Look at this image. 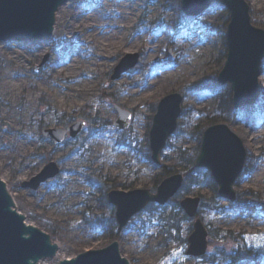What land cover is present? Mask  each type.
Instances as JSON below:
<instances>
[{
	"label": "rangeland",
	"instance_id": "374dc122",
	"mask_svg": "<svg viewBox=\"0 0 264 264\" xmlns=\"http://www.w3.org/2000/svg\"><path fill=\"white\" fill-rule=\"evenodd\" d=\"M247 1L251 23L259 27L257 23L264 21V0ZM70 6V14L58 22L59 27L68 21L86 20L96 9L112 37H118L125 48L127 39L129 43L135 35L141 42L106 57L94 51L101 36L96 39L79 29L75 35L56 40L0 41V179L26 222L49 234L58 245L55 256L38 264H58L113 241L95 223L107 224L110 211L103 203L108 190L151 189L159 177L160 168H152L147 157L148 130L164 95L179 92L183 96L176 129L160 154L161 164L174 171H179L177 149L195 146V132L206 127L208 117L222 114L214 112L216 97L208 88H194L200 78L206 83L217 78L225 61L221 34L227 10L221 0H214L196 17L184 15L172 0H129L125 7L133 8L134 17L125 22L120 20L123 7L119 0H70ZM120 23L125 25L123 29L118 27ZM148 46H152L149 59ZM127 53L138 54L137 64L112 79L114 67ZM66 57L80 63L79 71L86 79L76 74L62 83L58 77L65 70L48 76L50 68L59 64L57 59ZM159 70L171 74L146 93ZM261 70L264 74V60ZM262 81L264 76L258 80L260 88ZM218 84L222 86H217L218 95L223 98L229 83ZM117 108L130 113L125 128L114 125ZM227 117L221 123L235 132L240 124L243 129L250 125L261 131L248 139L250 150L243 146L244 165L233 185L236 195L253 193L248 195L247 205L233 210L230 202L219 198L213 201L216 210L203 207L200 218L212 236L208 235L206 253L192 257L186 254L192 220L181 222L177 230L171 226L173 221L165 219L171 208L163 210L149 203L117 230L114 239L120 255L130 264H231L228 255L240 260L243 247L254 251L247 256L248 264H264V173L260 174L264 170V91L252 104L234 109ZM78 120L85 122L84 127L74 138L66 135L60 144L41 134L44 128L65 129ZM49 162L57 165L56 176L34 190L21 187ZM190 195L210 200L212 192L199 185Z\"/></svg>",
	"mask_w": 264,
	"mask_h": 264
},
{
	"label": "water",
	"instance_id": "95a60500",
	"mask_svg": "<svg viewBox=\"0 0 264 264\" xmlns=\"http://www.w3.org/2000/svg\"><path fill=\"white\" fill-rule=\"evenodd\" d=\"M66 0H0V41L47 39L55 22V12ZM214 0H180L184 15L199 16ZM228 11L225 29L226 56L223 67L217 73V82L229 83L231 103L234 109L252 104L261 92L258 77L264 60V29L252 25L247 0H221ZM138 62L137 53L125 54L114 67L111 78H118ZM43 63V62H41ZM39 66L35 68L37 71ZM183 96L179 92L164 95L157 103L148 130L150 159L160 165V154L169 136L175 131L181 113ZM114 121L117 128H125L130 113L117 108ZM85 122H77L63 128H44L42 136L54 144L74 138ZM246 151L241 139L225 123H214L204 128L200 150L194 166L207 169L218 186V195L227 202L236 199L234 183L240 175ZM59 172L54 162H49L28 181L21 183L24 189H37L41 183ZM183 182L181 172L172 173L160 180L155 190L135 188L110 189L107 203L114 209L117 230L121 231L138 212L149 203L164 206L177 193ZM200 197L187 195L179 200L183 213L192 220V230L187 236L186 254L201 257L208 246V230L197 216ZM264 211V203L261 204ZM58 245L46 232L28 224L24 215L15 209L14 201L5 183L0 179V264H38L56 255ZM58 264H130L120 255L119 245L113 240L107 246L87 250Z\"/></svg>",
	"mask_w": 264,
	"mask_h": 264
},
{
	"label": "trees",
	"instance_id": "16d2710c",
	"mask_svg": "<svg viewBox=\"0 0 264 264\" xmlns=\"http://www.w3.org/2000/svg\"><path fill=\"white\" fill-rule=\"evenodd\" d=\"M172 1L177 3V6L179 7L180 5L179 0H172ZM228 16H229L228 12L225 11L223 14V17H224L223 26L224 27L226 26L228 22ZM257 25L264 29V21L258 22ZM221 35H222V38L224 39L223 45L225 46V50H226L225 30L223 34ZM221 87L222 86L218 84L216 78H213L211 83L210 82L206 83L203 78H200L194 85L195 89L208 88L216 97V106H215L214 112L222 113V114H216L213 117L212 116L208 117L207 121L205 122L206 127L214 123L225 122L226 118H228L227 117L228 114L234 110L232 107V103H231L230 87L224 88L225 89L224 97L220 98V94L218 95L217 88L220 89ZM224 115H227V116L224 117ZM203 130L204 128H200L198 129V131L195 132L196 133L195 135L197 138L196 139L197 143L195 146L191 148L177 149L175 153V164L179 167L178 169L179 171H174L173 167H169L163 164L155 165L151 161L150 157L147 156L152 164V168H160V172L158 173L159 177L154 179L155 183L153 187L151 188L152 191L155 190L156 186L158 185V183L160 182L162 178L172 173L180 172V171L183 174V182H182L181 187L177 191V193L167 202L166 205L161 206L163 207V210L167 209L168 207L171 208V213L167 217L165 216V219L168 220V222L173 221L174 223L171 226H173V228H176L177 230L181 222L191 220L185 215V213H183L179 205V200L187 195H190L193 192L194 187L203 185L209 188L212 192V196L210 199L211 202L210 200H205L203 196L200 197L201 201H200L198 212H197L198 217H201V212H202L203 207H208L211 210H216L218 207L217 203L215 202L213 203V201H216V200L218 201L220 198L217 192L218 186L216 182L214 181L213 177L211 176L210 172L207 169L203 167L194 166V160L200 150V141H201V135H202ZM113 187H116V185H113ZM248 195L251 196L253 195V193L250 192L249 194H242L238 192L236 195L235 201L229 203L228 205L229 208L233 210H240L242 207L247 205V203L245 202L247 201ZM151 205H153V203L149 204L150 207ZM103 206H105L106 208H109V211H110V214L108 215L109 217L107 219V224H105L104 222L102 223V221L99 219L100 221H97L95 223V226L104 230L109 239L114 240L118 237L117 225L114 219V209L107 202L103 203ZM208 235L212 236L211 229H208ZM242 252H243L242 254L243 257L240 260H235L234 254L228 255V258H230L231 264H248V261L250 258L247 256L253 254L254 251L246 247H243Z\"/></svg>",
	"mask_w": 264,
	"mask_h": 264
},
{
	"label": "bare ground",
	"instance_id": "6f19581e",
	"mask_svg": "<svg viewBox=\"0 0 264 264\" xmlns=\"http://www.w3.org/2000/svg\"><path fill=\"white\" fill-rule=\"evenodd\" d=\"M120 1V6L121 8L123 7V13L121 15V21L125 22L126 20L130 21L132 20V18L134 17V10L133 8L130 7H125V5L129 3V0H119ZM70 10H71V6H70V0H66L64 3H62L57 11L55 12V22L53 25V30L52 33L50 35V39H59L62 36H64L65 34L67 35H75V31L76 29H79L80 31H85V35H95L96 39L100 37L99 41L97 44H95L96 49L94 50L98 55H103L106 57H109L111 55H113L117 50L119 49H124V50H131L135 47V45L137 43H140L141 39L139 37H137V35H135L128 43V39H127V48H125L122 43L119 41V38H113L112 37V32L109 31V29L107 28V26H105L104 20L100 19V17L98 15H96V9L91 10L90 13L87 15V19L86 20H79V21H68L66 23L63 24V26L59 27L58 26V22L59 21H63V19L70 14ZM125 26L123 23L118 24V27L120 29H123ZM82 38L79 39V41H81ZM107 46H109L108 48H106ZM106 48V50H105ZM91 50V49H90ZM49 52V54L51 55L52 53L54 54L53 51L51 50H47ZM152 51V46H148V50L146 52V57L152 58V55L150 54ZM57 62L59 63L57 65V67H52L50 68V74H48V76L51 75H58V73H61L65 70V74H63L62 76L58 77L59 80L63 83H66L67 78L73 76V75H81L83 76V78L86 79V75H83L82 71H79V62L74 59V58H70V57H66V58H59L57 59ZM162 69V67L160 68ZM169 70V69H167ZM62 74V73H61ZM170 72L169 71H165V70H159L157 71L153 77L151 78V80L149 81V89L146 91V93H150L154 87V84H158L159 85L161 83H163L165 81V79L170 76ZM60 75V74H59ZM264 74L261 73L258 77V80H262ZM261 90L264 91V81H262L261 84ZM240 123V122H239ZM242 126H244V124H240L239 128H238V132H235L232 127L230 126V129L232 131H234V133L241 138V141L243 142V146L247 149L250 150V147H252V143H248V139L250 138V136L253 138H255L256 135H258L259 133H261L260 130H253L252 126L250 125H245V129L242 128ZM253 131V132H252ZM252 132V133H251ZM242 136L245 138V141L242 140ZM247 139V140H246ZM249 146V147H248ZM264 170L260 171V174H263ZM15 205V204H14Z\"/></svg>",
	"mask_w": 264,
	"mask_h": 264
}]
</instances>
